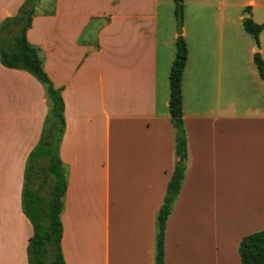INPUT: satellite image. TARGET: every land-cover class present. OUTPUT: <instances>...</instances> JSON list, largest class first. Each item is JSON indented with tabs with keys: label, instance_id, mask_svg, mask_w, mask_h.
I'll return each instance as SVG.
<instances>
[{
	"label": "crops",
	"instance_id": "1",
	"mask_svg": "<svg viewBox=\"0 0 264 264\" xmlns=\"http://www.w3.org/2000/svg\"><path fill=\"white\" fill-rule=\"evenodd\" d=\"M23 1L0 0V21ZM217 2L227 10L212 20L217 38L200 39L194 57L187 45L185 172L166 219L164 264H240V239L264 227V82L242 23L248 16L262 25L257 41L264 60V0ZM160 4H35L26 37L64 101L59 156L67 171L61 212L67 264H154L155 216L175 161L158 54ZM189 4L206 33L209 1ZM47 111L44 85L0 63V264H29L23 171Z\"/></svg>",
	"mask_w": 264,
	"mask_h": 264
},
{
	"label": "trees",
	"instance_id": "2",
	"mask_svg": "<svg viewBox=\"0 0 264 264\" xmlns=\"http://www.w3.org/2000/svg\"><path fill=\"white\" fill-rule=\"evenodd\" d=\"M181 1V0H176ZM37 0H24L15 14L0 21V63L22 69L44 85L48 111L38 141L27 155L23 171L21 208L32 225L26 246L29 264H67L61 249V212L67 184V171L59 156V144L65 128L64 101L61 89L54 87L42 66L38 47L31 44L26 32L31 25ZM248 10V9H245ZM244 29L257 39L262 25L246 16ZM176 53L169 71L168 111L174 129L175 161L166 191L155 216L154 264L163 262L166 219L178 195L184 176L186 135L182 117V72L187 45L177 35ZM253 60L264 82V60L257 50ZM240 264H264V227L245 234L238 243Z\"/></svg>",
	"mask_w": 264,
	"mask_h": 264
},
{
	"label": "rangeland",
	"instance_id": "3",
	"mask_svg": "<svg viewBox=\"0 0 264 264\" xmlns=\"http://www.w3.org/2000/svg\"><path fill=\"white\" fill-rule=\"evenodd\" d=\"M189 1L190 0H161V4L159 6V27L161 43L159 45L158 54L159 63L161 61V63L163 64V60L165 62L164 78L167 83V90L169 87V71L176 53L175 40L177 36V9H181L182 12V28H186V33H183L182 36L186 42V45H188L189 47L191 57L198 56V43L200 39L206 42V39L214 40L217 38L218 33L216 32V27L213 26L212 20L216 19L218 21L220 19V13L227 11L223 10V8L219 6L217 0H208L210 4L207 6L206 11L211 12V17H207L208 31L204 33L199 29V23L202 17L201 15H198V9H189ZM243 9L245 10V8ZM241 31L243 33V30ZM162 41L166 42L165 46L163 45Z\"/></svg>",
	"mask_w": 264,
	"mask_h": 264
},
{
	"label": "water",
	"instance_id": "4",
	"mask_svg": "<svg viewBox=\"0 0 264 264\" xmlns=\"http://www.w3.org/2000/svg\"><path fill=\"white\" fill-rule=\"evenodd\" d=\"M176 15H177V35H182V12H181V9H177V12H176ZM253 38V43H254V50L257 51L258 50V41L256 39V37L253 35L252 36Z\"/></svg>",
	"mask_w": 264,
	"mask_h": 264
}]
</instances>
